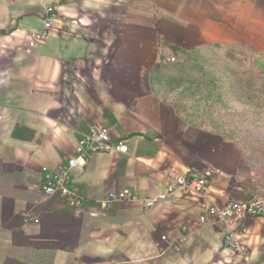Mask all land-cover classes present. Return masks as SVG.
Returning a JSON list of instances; mask_svg holds the SVG:
<instances>
[{
    "label": "crops",
    "instance_id": "1",
    "mask_svg": "<svg viewBox=\"0 0 264 264\" xmlns=\"http://www.w3.org/2000/svg\"><path fill=\"white\" fill-rule=\"evenodd\" d=\"M263 30L264 0H0V264H264V174L173 81ZM94 127L129 152L81 157ZM71 158L80 209L44 192ZM176 175L207 191L170 193ZM232 202L261 211L202 221Z\"/></svg>",
    "mask_w": 264,
    "mask_h": 264
},
{
    "label": "rangeland",
    "instance_id": "2",
    "mask_svg": "<svg viewBox=\"0 0 264 264\" xmlns=\"http://www.w3.org/2000/svg\"><path fill=\"white\" fill-rule=\"evenodd\" d=\"M183 65L177 68L181 69L180 79L173 81L178 87L191 89L185 96L188 103L203 106L216 102V130L242 146L248 153V168L263 175L264 30L254 33L249 44L216 48V56Z\"/></svg>",
    "mask_w": 264,
    "mask_h": 264
},
{
    "label": "built area",
    "instance_id": "3",
    "mask_svg": "<svg viewBox=\"0 0 264 264\" xmlns=\"http://www.w3.org/2000/svg\"><path fill=\"white\" fill-rule=\"evenodd\" d=\"M57 8L47 7L46 11L48 19L45 22L44 30L40 33L33 35L35 40L30 45L35 46V43L44 40L50 33L54 12ZM77 153L81 157H87L96 152H114L127 154L129 152L128 146L124 143H116L112 139L109 131L106 128H92L91 132L82 138L77 145ZM78 160L71 158L68 160L67 165L62 166L55 174H49L46 177L44 192L48 197L60 196L64 202L72 209H80L82 203V196L79 189L74 185L72 178L73 170L78 167ZM172 186L169 192L173 193L175 190L183 192H193L199 195H204L207 191V181L203 178H186L180 175L172 176ZM169 195V194H168ZM167 195L150 198L147 202L148 207H153L159 200H163ZM137 192L124 189L116 192H111L108 202L104 207H110L114 203L123 201H137ZM261 211L258 204H247L242 202H232L223 209L214 208L210 210V215L203 218L202 221L219 220L227 221L235 217H245L248 214L254 215ZM26 222H38V219L30 214L25 215Z\"/></svg>",
    "mask_w": 264,
    "mask_h": 264
}]
</instances>
